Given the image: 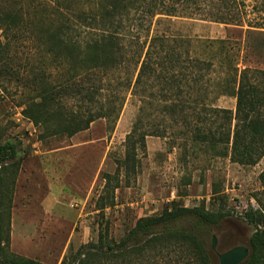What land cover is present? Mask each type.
I'll list each match as a JSON object with an SVG mask.
<instances>
[{"label": "trees", "instance_id": "1", "mask_svg": "<svg viewBox=\"0 0 264 264\" xmlns=\"http://www.w3.org/2000/svg\"><path fill=\"white\" fill-rule=\"evenodd\" d=\"M138 9L142 17L160 16L143 42L128 22ZM172 17L244 24L236 0H98L95 6L80 7L61 0H0V76L14 74L12 55L28 44L34 55L26 59V76L17 77L29 92L23 115L44 139L71 138L99 119L114 125L128 98L142 103L118 164L126 185L138 173L139 154L149 136L191 142L207 154L256 165L264 158V70L228 64L223 75L215 76L213 50L232 58L230 43L212 42L205 54L197 55L193 38L163 27ZM110 74L120 81L109 80ZM224 96L236 100L235 110L216 105ZM23 161L18 143L0 141V174H16ZM260 180L264 184V171ZM111 183L109 178L96 203L103 219L120 182ZM1 187L0 176V264H41L11 252ZM228 215L172 202L161 214L140 218L119 241L102 220L97 240L61 264H211L198 229L209 230ZM245 218L255 233L244 264H264V213L250 210ZM190 219L192 227H173Z\"/></svg>", "mask_w": 264, "mask_h": 264}, {"label": "rangeland", "instance_id": "2", "mask_svg": "<svg viewBox=\"0 0 264 264\" xmlns=\"http://www.w3.org/2000/svg\"><path fill=\"white\" fill-rule=\"evenodd\" d=\"M61 1L80 7L95 6L98 0ZM236 3L243 13L242 26L200 17H172L163 27L193 38L197 55L205 54L210 49L206 46L212 42L228 41L232 58L224 51L213 50L217 77L223 75L228 64L264 70V0ZM141 13L133 10L128 22L133 25L132 33L141 36L143 42L160 16L151 19ZM29 55H34L29 45L20 46L12 55L14 74L0 76V141L18 143L24 156L16 174L10 170L0 174L12 253L41 264H61L82 245L97 240L99 221L103 220L104 226L108 222L111 236L119 241L140 218L161 214L171 208L172 202L230 214L209 230L198 229L207 243L211 264H219L212 251L213 235L218 237L220 254L236 246H249L255 227L245 214L250 210L264 213V184L260 180L264 158L253 166L241 165L229 157L207 154L191 142L149 136L146 149L139 154L138 173L126 185L122 173L117 172L118 164L142 103L128 98L114 125L99 119L71 138H41L40 130L23 115V102L29 92L17 79L19 75L26 76ZM110 78L115 83L120 81L118 75L110 74ZM216 105L235 110L236 100L224 96ZM109 178L112 187L118 180L120 183L111 193L112 202L104 210L103 219L96 203L104 196ZM193 224L192 219L183 220L173 227Z\"/></svg>", "mask_w": 264, "mask_h": 264}, {"label": "water", "instance_id": "3", "mask_svg": "<svg viewBox=\"0 0 264 264\" xmlns=\"http://www.w3.org/2000/svg\"><path fill=\"white\" fill-rule=\"evenodd\" d=\"M218 237L213 235L212 251L216 253L219 259V264H244L250 256V249L246 246H237L225 253H218Z\"/></svg>", "mask_w": 264, "mask_h": 264}, {"label": "flooded vegetation", "instance_id": "4", "mask_svg": "<svg viewBox=\"0 0 264 264\" xmlns=\"http://www.w3.org/2000/svg\"><path fill=\"white\" fill-rule=\"evenodd\" d=\"M240 246H243V245H240ZM244 246H246V245H244ZM237 247V246H236ZM246 247H248L249 249H250V247L249 246H246ZM227 252V251H226ZM225 253V252H224Z\"/></svg>", "mask_w": 264, "mask_h": 264}]
</instances>
